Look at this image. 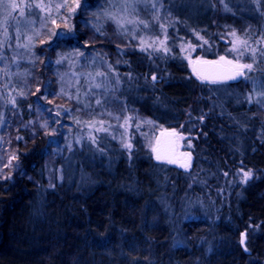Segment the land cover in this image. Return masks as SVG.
I'll return each mask as SVG.
<instances>
[{
  "label": "trees",
  "instance_id": "obj_1",
  "mask_svg": "<svg viewBox=\"0 0 264 264\" xmlns=\"http://www.w3.org/2000/svg\"><path fill=\"white\" fill-rule=\"evenodd\" d=\"M84 3L92 10L93 5ZM221 11L209 8L208 19L198 25L206 27L204 35L214 26L243 25L238 12ZM73 23L75 37L83 40L85 31ZM189 27L193 25L185 23ZM64 46L68 43L59 49ZM102 48L107 59H114L113 45ZM211 51L203 56L223 54ZM123 56L136 85L145 79L150 87L144 94L148 106L135 103L137 112L162 128L188 129L198 137L194 141L204 157L203 179L238 163L251 177L242 187L236 184L237 193H227L223 205L208 193L219 212L216 223L204 216L184 222L176 232L174 209L185 192L184 173L134 155L128 161L122 156L98 162L94 169L85 166L88 173L81 179L78 166L55 176L59 159L44 165L50 141L39 133L23 138L16 143L15 168L0 175V264H264V131L260 135L255 128L262 124L260 118L252 122L246 117L241 102L232 108L212 98L208 84L177 58L148 62L138 53ZM51 85L49 93L55 88ZM235 136L242 146L235 145ZM241 233L248 253L239 244Z\"/></svg>",
  "mask_w": 264,
  "mask_h": 264
},
{
  "label": "rangeland",
  "instance_id": "obj_2",
  "mask_svg": "<svg viewBox=\"0 0 264 264\" xmlns=\"http://www.w3.org/2000/svg\"><path fill=\"white\" fill-rule=\"evenodd\" d=\"M14 2L24 8V16L20 15L19 8L5 10L0 7V56L4 57L0 60V119L6 121L0 125V175L9 174L15 168L16 143L20 144L23 138L30 139L38 133L48 141L58 142L49 147L44 165L48 168V164L59 159L54 168L55 176H59L63 169L68 171L70 166H78L81 179L88 173L83 167L94 169L98 162H115L121 160L122 156L128 161L134 155H139L154 162L152 149L157 146V136L166 131H175L177 156L184 160L189 155V167L181 169L164 160L158 162L162 169L173 168L187 176L180 207L174 209L175 230L178 232L186 221H199L200 217L204 216L216 223L219 212L217 206L211 204L214 203V198L208 196V193L213 192L212 195L217 201L215 204L223 205L227 193H237V188L234 189L236 184L239 187L245 185L247 181L244 182L243 173L249 170H244L245 167L238 163L235 168L228 167L227 170L214 173L217 178L210 172L207 173L208 177L203 179L204 157L196 150L194 141L198 137L195 138L187 128L179 132L177 129H165L154 123H147L150 120L137 112L135 105L139 103L143 107L148 106L144 94H149L150 87L146 86L145 79L136 85V75L129 70L127 61H121V57L126 53H138V57L148 62L159 61L160 57H164L166 61L167 58H177L196 79L198 78L190 60L214 61L220 56H225L234 63H253L249 53L241 57L238 53L230 51L235 39L231 33L235 32L241 39L248 40L251 47L264 48V43H255L264 36V0H217L218 3L215 0H147L148 7H145L144 3H137L135 10L130 11L126 17L123 13L118 14V19H121L127 32L118 28L113 20L103 14L108 8L106 0H86L93 5L92 10L81 6L74 13L70 12V9L76 7V0H42L45 5H53L51 16L47 20L44 19L46 12L36 8L29 11L25 7L28 4L40 3L41 0ZM80 2L82 5L85 0ZM153 2L157 3L156 9L150 6ZM65 3L67 7L60 8L57 12L54 6ZM216 6L223 10L220 13L230 9L238 12L244 21L243 25L234 28L227 24V28L222 29H216L214 26L212 32L204 35L206 27L198 25L206 22L209 8L217 9ZM108 10L113 11L111 8ZM6 11L12 12L7 24L4 23ZM53 20L55 23H52ZM127 20L137 23L128 24ZM27 21L34 23L29 24ZM73 21L78 23L79 29L85 31L83 40L75 37ZM138 21H144L148 26L145 27ZM185 23L193 27L184 28ZM97 27L101 29L100 32L96 31ZM5 29L8 33L7 40ZM35 31H39V36L34 35ZM55 32L65 35L56 37L53 35ZM27 36H33L30 49L18 47L28 43ZM165 36V43L170 51H153L151 48L148 51L140 50L141 40L145 42V47L152 44L153 48H160V41L164 40ZM63 41L68 43V46L59 49ZM71 43L75 46H71ZM104 43L113 45L116 54L114 59H107L106 52L102 50ZM218 43L221 44L222 50L219 49ZM219 50L223 54L216 58L203 56L208 55L210 51L218 53ZM81 53L83 55H80ZM60 59L62 63L57 64L56 61ZM263 60L264 56L257 53L254 70L246 72L237 87L238 84H208L207 87L212 98H219L224 105L229 104L235 108L241 102L248 112L246 117L251 118L252 122H258L256 117L260 118L259 122L262 124L255 126L260 135L264 131V106L255 102L248 103L247 98L252 95L254 100L261 99L256 93L261 91L259 85L264 84ZM97 72H104L106 75L97 76ZM51 84L55 88L49 93ZM94 84H101L102 87L95 88ZM85 93L89 94L85 96ZM77 95L81 101L90 103L91 107L86 108L83 103H78ZM12 97L16 98L15 106L9 102ZM97 99L104 101L103 106L96 104ZM57 112L60 113L59 116ZM126 118L131 119L125 123ZM29 121L32 123L29 124ZM45 121L48 127H40ZM99 121L105 122L104 126L108 127V132H96L88 126ZM90 136L97 138V144L90 142ZM238 138L233 137V141L237 142L235 145L239 147L244 142ZM122 140L132 145L130 151L122 146ZM97 147L103 148V152L98 151ZM224 181L228 183L226 189H223ZM193 194L196 196L191 197Z\"/></svg>",
  "mask_w": 264,
  "mask_h": 264
},
{
  "label": "snow or ice",
  "instance_id": "obj_3",
  "mask_svg": "<svg viewBox=\"0 0 264 264\" xmlns=\"http://www.w3.org/2000/svg\"><path fill=\"white\" fill-rule=\"evenodd\" d=\"M107 4H108V8H106L104 10V15L108 18L113 20L116 24L117 27L120 29H123L124 32H127L128 30L124 27V24L122 23L121 19H118V14L123 13L126 17V15L130 12V11H134L136 4L137 3H144L145 7H148L149 4L147 2V0H106ZM85 4H86V0H85ZM81 2L80 0H76V7L71 8L70 12H75L77 8H80ZM153 9L157 8V3L153 2L150 5ZM161 7H163V5H160ZM0 7L4 8L5 10L7 9H11V10H16V9H20V15L24 16L25 15V10L24 8L21 7V5L17 4L14 2H6V0H0ZM29 11L32 8H36L39 9L41 12H46L47 15L45 16V20L49 19L51 16V10L53 5L49 4V5H45L43 4L42 0L40 3H34V4H28L25 6ZM58 12V10L60 8H66L67 4H56L54 6ZM111 8L113 9V11H109L108 9ZM226 10H228L226 8ZM12 16V12L11 11H6L5 13V20L4 23L7 24L8 22V17ZM158 18V17H156ZM27 23L32 24L34 23L33 21H27ZM52 23H55V20L52 21ZM128 24H135L137 23V21H133V20H127ZM138 23L144 24L145 27H147L148 25L144 22V21H138ZM163 27V26H161ZM97 32H100L101 29L99 27L96 28ZM17 32H19V29L17 28ZM39 31H35L34 35L35 36H39ZM102 34V33H101ZM5 40H7L8 38V33H7V29H5ZM54 36L56 37H62L65 34L60 33V32H55L53 33ZM231 35L233 37H235V39L232 42V49H230L231 52H235L238 53L239 56H244L245 53H249L252 57L253 63H247V64H241L239 62H235L233 60H228L226 59L225 56H220L218 60H214V61H191L190 63H192L194 65L193 67V71L196 72L197 74V78L199 80H201L202 83H206V84H211V85H220L223 84L229 80H236L238 77H244L246 76V72H251L254 70V64L256 62V56L257 53H259L261 56H264V48H255V47H251V45H249L248 40L246 39H241L239 36H237V34L235 32H232ZM197 36H199V34L197 33ZM18 38V37H17ZM135 38V37H133ZM202 39V37H199ZM33 39V36H27V41L28 43L25 44H21L18 45V47H24V48H29L31 47V41ZM167 40V36H165L164 40L160 41V48H153L152 44H148L147 47L144 46V41L141 40V46H140V50L141 51H148V49H153V51H160L163 50L164 52H168L170 51V49L167 48L165 41ZM205 43H207V41H205ZM255 43L257 44H261L264 43V36L261 37V39L259 41H256ZM80 55H83L82 53ZM4 57L0 56V60H3ZM63 59V58H62ZM62 59L57 60L56 63L60 64L62 63ZM201 65L203 66L206 70L203 71H199L197 69V67L195 65ZM111 67V66H109ZM5 75H7V69L5 68L4 70ZM91 76V74H89ZM97 76H105L106 73L104 72H97L96 73ZM157 78L155 76L152 77V80L155 81ZM255 84V81L253 82ZM95 88H100L102 87L101 84H94ZM261 91H259L258 93H256L259 97H261V99H255L253 98L252 95H249V97L247 98L248 103H253L255 102L256 104H260L262 106H264V84L259 85ZM89 93H85V96H87ZM20 95H23V93H20ZM10 103L13 104V106H15L16 104V98L12 97L11 100L9 101ZM77 102L78 103H83L84 107L88 108L91 107L90 103L86 102V101H81L79 98V95H77ZM96 104L98 106H103L104 101L101 99H97L96 100ZM65 111H67V109H65ZM59 112H57V115L59 116ZM109 115H111V113H108ZM117 119H119V117H117ZM131 119V118H126L125 123H127V121ZM200 119H203V115L200 117ZM58 122V121H57ZM4 123H6L5 120L0 119V125H3ZM32 122L29 121V124H31ZM77 123H79V121H77ZM147 123H152L151 121H147ZM98 125V126H97ZM105 122L104 121H99V122H94V123H90L88 126L94 128V130L96 132H108V127H105ZM123 126V125H122ZM40 127L42 128H47V122L45 121L43 124L40 125ZM110 127V126H109ZM162 135H164V133H162ZM167 135L169 137H176L177 133L175 131L171 132V133H167ZM18 139H22L21 137H17ZM115 139V137H113ZM180 139H183V137H180ZM89 140L92 144H97V138L95 136H90ZM79 142V141H78ZM58 143L57 141H50L49 144H56ZM122 146L127 148L129 151L132 148V145L130 143H125L122 140ZM70 147V146H69ZM175 149H176V144H175V140L170 139L167 141V143L163 146V151H165L167 154L162 156L161 153V145L160 142L157 141V146L154 147L152 150L153 152L156 153V159L157 160H161V159H166L168 161V163H177V160L172 158L175 155ZM97 150L100 152H103V148L97 147ZM189 160H190V156H189ZM182 167H185L186 169L189 167L188 163H184L181 165ZM225 175H227V173H225ZM251 177V171H247L243 173V178H244V182H246L249 178ZM243 242V241H242Z\"/></svg>",
  "mask_w": 264,
  "mask_h": 264
},
{
  "label": "water",
  "instance_id": "obj_4",
  "mask_svg": "<svg viewBox=\"0 0 264 264\" xmlns=\"http://www.w3.org/2000/svg\"><path fill=\"white\" fill-rule=\"evenodd\" d=\"M196 61H199V60H196ZM207 61H212V60H207ZM195 66L197 67V69H198L199 71L206 70L203 66H201V65H199V64H197V65H195ZM191 67L193 68L194 65L192 64ZM195 74H196V72H195ZM196 76H197V74H196ZM243 78H244V77H238L236 80H229V81H227V82H225V83H223V84H238ZM163 133H164V135H162V133H161V134H159V135L157 136V141L160 142V145H161V148H162L161 153H160L162 156H164V155L167 154L165 151H163V146L167 143L168 140H170V139L175 140V138H176V137H169V136L167 135V133H171L170 131H166V132H163ZM175 141H176V140H175ZM156 143H157V142H156ZM175 144H176V142H175ZM153 154H154V162H155V163H158V162L163 161V160H164V161H167L166 159L157 160V159H156V153L154 152ZM172 158L176 159V160H177V163H170V164H171L172 166H174V167H178V168H181V169H184V168H185V167H182V166H181L182 164H184V163H188V164L190 165V163H191V157H190V160H189V155H187V156L185 157L184 160H180V156H177V145H176V149H175V155H174ZM167 162H168V161H167ZM242 241H243V242H242ZM239 244H240L241 248L243 249V251H244L245 253H248V251H247V249H246V237H245L244 234H241V235H240V242H239Z\"/></svg>",
  "mask_w": 264,
  "mask_h": 264
}]
</instances>
